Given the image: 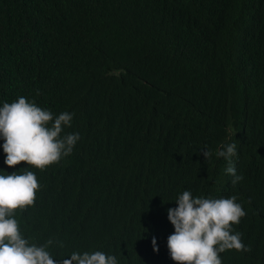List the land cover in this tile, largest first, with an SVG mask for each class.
<instances>
[{"label":"trees","instance_id":"trees-1","mask_svg":"<svg viewBox=\"0 0 264 264\" xmlns=\"http://www.w3.org/2000/svg\"><path fill=\"white\" fill-rule=\"evenodd\" d=\"M19 96L73 113L62 135L80 134L69 155L27 166L39 188L14 214L29 243L183 264L167 209L190 190L245 210L232 230L249 250L222 264H264V0H0V104ZM229 142L236 184L215 156ZM5 155L0 173L25 170Z\"/></svg>","mask_w":264,"mask_h":264},{"label":"clouds","instance_id":"clouds-1","mask_svg":"<svg viewBox=\"0 0 264 264\" xmlns=\"http://www.w3.org/2000/svg\"><path fill=\"white\" fill-rule=\"evenodd\" d=\"M73 113L62 111L53 116L34 102L19 96L16 100L0 104V148L6 154L8 166L26 162L25 170L0 173V264H118L117 257L104 251H71L68 255L53 256L50 248L55 244L63 248V241L48 239L42 244L29 243L20 230L14 210H23L34 203L39 184L27 166L44 169L67 156L80 139L79 132L62 135L71 125ZM50 122V123H49ZM207 162L212 152L199 149ZM234 143H223L216 157L227 161L224 171L232 176V183L243 179L236 174L232 157ZM173 201V200H172ZM175 207L167 209V219L174 231L167 237L169 256L183 264H222L219 253L225 250L248 251L240 233L232 230L245 215L235 195L228 197L193 196L184 190L175 198ZM231 222V223H230ZM153 251H158L156 237H151Z\"/></svg>","mask_w":264,"mask_h":264},{"label":"bare ground","instance_id":"bare-ground-1","mask_svg":"<svg viewBox=\"0 0 264 264\" xmlns=\"http://www.w3.org/2000/svg\"><path fill=\"white\" fill-rule=\"evenodd\" d=\"M252 150V149H251ZM253 155V154H252ZM247 157V156H246ZM240 158V157H239ZM242 159V158H241ZM247 159V158H246ZM248 161H249V159H248Z\"/></svg>","mask_w":264,"mask_h":264}]
</instances>
